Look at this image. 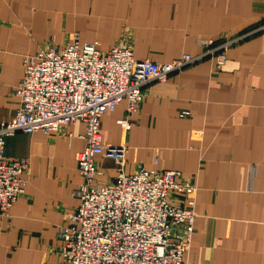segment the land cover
<instances>
[{
	"label": "crops",
	"instance_id": "0c3cea01",
	"mask_svg": "<svg viewBox=\"0 0 264 264\" xmlns=\"http://www.w3.org/2000/svg\"><path fill=\"white\" fill-rule=\"evenodd\" d=\"M263 20L264 0H0V123L18 108L23 58L40 50L78 40L169 63L201 55L199 41L233 38ZM126 117L122 101L100 119L102 144L126 153L121 169L95 159L96 185H111L119 171L179 172L196 187L184 262L264 264V34L232 46L222 67L206 59L149 84L128 131L117 124ZM84 129L5 139V158L26 159L28 169L23 194L0 217V264L62 261L61 230L80 204L74 157Z\"/></svg>",
	"mask_w": 264,
	"mask_h": 264
},
{
	"label": "built area",
	"instance_id": "2783aa9c",
	"mask_svg": "<svg viewBox=\"0 0 264 264\" xmlns=\"http://www.w3.org/2000/svg\"><path fill=\"white\" fill-rule=\"evenodd\" d=\"M262 34L264 20L233 38L199 41L201 55L183 54L169 63L136 60L125 45L100 51L97 42L78 40L24 57L15 90L18 108L0 123V217H7L23 194L28 169L26 159L5 158V139L37 132L49 136L81 123L85 146L74 158L82 184L73 192L80 204L69 217L72 226L61 230L59 264H186L196 187L179 172L143 169L133 175L119 171L111 185L97 186L95 159L104 157L121 169L126 153L125 147L102 144L100 119L125 101L127 117L117 124L128 131L127 118L138 113L149 84L165 83L206 59L222 67L232 46Z\"/></svg>",
	"mask_w": 264,
	"mask_h": 264
}]
</instances>
